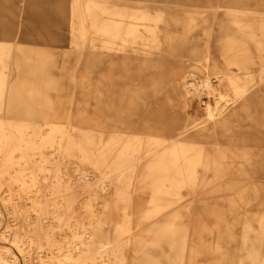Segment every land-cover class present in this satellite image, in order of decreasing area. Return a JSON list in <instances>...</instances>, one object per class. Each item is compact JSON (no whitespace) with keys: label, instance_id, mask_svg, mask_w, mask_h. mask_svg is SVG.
Segmentation results:
<instances>
[{"label":"rangeland","instance_id":"1","mask_svg":"<svg viewBox=\"0 0 264 264\" xmlns=\"http://www.w3.org/2000/svg\"><path fill=\"white\" fill-rule=\"evenodd\" d=\"M73 1L0 0V40L34 50L38 69L34 84L42 92L34 96V115L24 113L22 98L17 97L18 104L5 103L0 109V120L30 124L27 131L40 130L44 136L54 125L64 131L44 142L43 135H25L34 140V148L24 152L27 159H20L21 151H15L10 167L4 166L7 152L0 151V264H68L66 255L70 250L78 253L73 244L81 238L91 239L90 252L100 262L99 246L113 243L125 211L131 220L130 232L124 234L130 238L123 247L126 264H153L143 261L137 236L146 234L153 221L165 219L188 229L179 264L236 261L243 251V222L251 221L257 228L264 215V0H257L253 11L250 0L231 3L246 6V11L221 5L190 12L175 2H167L162 14L119 10L117 17L136 21L143 29L144 40L127 44L92 40L101 36L90 20L84 36L74 41ZM107 14L102 17L108 18ZM38 51L41 59L35 57ZM228 56L235 63L229 64ZM10 66V80L26 77L22 69ZM106 67L110 69L105 72ZM80 68L95 79L80 80ZM178 68L171 80V70ZM112 69L126 79L111 80L119 76L110 74ZM229 75L245 80V96L252 98L249 104L236 97ZM154 77L159 80L147 79ZM207 78L215 87L212 93L204 86ZM192 102L196 112L190 110ZM208 103L217 112L249 107L254 118L245 119L243 114L233 124L235 131L210 132ZM182 121L189 129L180 138L203 147L205 156H223L222 167L218 171L201 165L196 185L180 188L178 196L151 201L152 191L141 190L144 167L176 139L154 125ZM154 137L160 138L157 143ZM126 145L136 148L125 154L135 157L132 171L112 164ZM217 149L221 152L215 153ZM219 172L224 175L217 178L214 173ZM18 173L24 174L27 185L13 179ZM123 192L125 199L118 197ZM155 204L168 206L153 218L137 216ZM173 213L179 215L172 218ZM217 222L220 229L231 227L236 237L223 239L220 252L214 250ZM16 231L22 251L11 241ZM77 234L81 238L74 237ZM161 251L152 250L158 256ZM160 258L162 264H169L167 256Z\"/></svg>","mask_w":264,"mask_h":264},{"label":"bare ground","instance_id":"2","mask_svg":"<svg viewBox=\"0 0 264 264\" xmlns=\"http://www.w3.org/2000/svg\"><path fill=\"white\" fill-rule=\"evenodd\" d=\"M119 10L118 5L110 0H74L70 5L72 16L71 25L73 30L72 39L78 41L80 37L84 36V25L90 20L94 31L101 36H93L92 40H101L103 43L119 40L122 44L144 40L143 29L138 27L136 21L130 22L126 19L117 17L121 12ZM106 14L109 17L103 18L102 16ZM97 20H100V22L98 21L97 23ZM146 28L151 32L153 30L150 25H147ZM103 45L105 47H110L114 44ZM171 47L172 45L169 46V48ZM50 55V57H53V54ZM35 57L41 59L43 55L38 51ZM44 57H48V54ZM227 60L229 64L235 63L236 61L235 58L229 56ZM11 64L14 65L16 70L19 68L22 69V73H25L26 77L21 80L18 78L14 81H12V79L10 80L9 77L12 74ZM37 70L38 69L34 66V50L14 46L11 43L0 40V109L3 108L5 103H8V105L18 104L17 97H19L22 98L20 103L22 102L24 113L27 116L34 115V103L36 102L34 101V96L38 97L39 94H42L39 85L34 84V72ZM179 70V68L171 70V80L175 78V71L179 72ZM75 71L76 67H74L72 72ZM182 78L184 77L182 76ZM228 80L236 97L238 99H245V103L249 104L252 98L245 96L247 91L245 80L234 75H229ZM204 86L210 93L215 90L211 78L205 79ZM14 107L15 106L10 107L9 109L11 110ZM205 109L206 116L212 122V126L208 128L210 132H216L218 130L235 131L233 124L236 121L240 122V115L243 114L245 119L253 120L254 118L249 107H234L228 112L222 110L217 112L216 107L208 103ZM30 127H32L30 124H16L12 120L8 122L0 120V151L7 152L6 157H4L6 163V165L4 164L5 167L11 166V163L14 161L13 154L15 151H21L22 156L20 159H27L24 152H28L34 148L32 146L34 140H27L25 135L29 137L34 136V133L36 135H43L40 130L36 132L27 131ZM14 129L18 130L17 133L14 132ZM188 129V122L184 124L183 121L181 124L176 122V124L171 123L167 126L163 131L168 132L172 137H176V139L171 141L169 146L159 151L153 161L145 165L143 178L140 181L141 190L150 189L152 191L151 201H157L162 198L168 199L170 196H178L180 194V188L187 185H196L199 177L198 167L201 165L206 168L212 166L218 171L222 167L223 156H205L204 154L206 151L203 147L195 142L185 141L180 138V135H184ZM56 131L61 134L64 133L61 125H54L45 136L43 135L44 138L41 141L44 142L48 138H53ZM243 134H245V132ZM154 138L153 140L156 143L160 139L159 137ZM131 149L134 150L136 148L126 145L119 150V155L115 158V161L112 162L115 168H127L132 171L136 167L135 162H133L135 157L125 155ZM214 152L218 153L221 152V150L217 149ZM204 160L207 162L205 163ZM95 164L97 165L98 162H95ZM23 166L24 165H22V167ZM32 175L30 180L34 182V175ZM214 175L219 178L224 174L219 172L214 173ZM83 177L84 180L89 179L86 175ZM13 179L22 181V185H27V181L24 180V174L22 173H18V176L13 177ZM124 196V192L118 195L121 199H125L126 197L124 198ZM166 206L168 205L155 204L151 210H147L142 214L137 213V216L143 217V219L153 218L158 216ZM178 215V213H173L170 217L173 218ZM124 217L122 222L118 223L116 228L117 237L114 239L113 243L111 241L100 244V262H96V256L90 252L93 247L91 239L85 241V239L77 234L74 237H80L81 239L79 242L74 243L73 246L75 249L78 248L79 251L75 254L70 250L66 255L68 264H108L110 262L114 264H126L123 247L128 243L130 238L124 237V234L130 232V213L125 211ZM141 222L142 221L139 223ZM257 222V228L254 227L251 221L247 220L243 222V234L241 237V250L243 251L239 253L236 261H229L230 264H264V215L259 217ZM220 226L218 222L214 225L219 234L214 250L218 252L222 251L224 247L222 242L223 239L225 241L236 239L234 230L231 227L224 226L223 229H220ZM187 231L188 229L186 227L181 226L180 223L174 219L153 221L151 226L147 229L146 234L137 236L139 250H142V257H144L143 261L146 263L162 264L160 257L167 256L169 264H179L182 262L187 247ZM4 237L7 236L4 235ZM11 241L22 251L23 244L17 231L12 234ZM164 244H166L168 249L165 248L164 250ZM155 249L162 250L159 256L152 252V250ZM7 251H10V249H7ZM104 256L108 258L104 259Z\"/></svg>","mask_w":264,"mask_h":264},{"label":"crops","instance_id":"3","mask_svg":"<svg viewBox=\"0 0 264 264\" xmlns=\"http://www.w3.org/2000/svg\"><path fill=\"white\" fill-rule=\"evenodd\" d=\"M110 1L119 2V5H123V6H119L118 3H116L118 5V8L122 11H127V10L133 11L134 10V11H145V12H150V13L153 11H154V13L158 11L160 14L163 13L164 5H166L167 2H175L176 5H181V6L185 5L187 7L186 11H190V12H193L194 9L196 10V9H200V8H208L211 6L212 7H215V6L222 7L221 5H223V6L227 5L226 8H228V9L233 8L234 10H238V11H242V10L246 11L247 10L246 6L243 7L241 5H236V4H232L233 6L231 5V3H233V2L239 3V2H245L246 0H110ZM184 1H185V3H184ZM258 1H261V0H258ZM256 2H257V0H250V8H251L250 11H253V5H256ZM133 3H136L138 5L133 4ZM139 4L145 5V6L142 5L144 8H142V6ZM125 7H127V8H125ZM258 10H261V9H258ZM177 11L178 10H176V12ZM182 13H183V10L181 9L180 15H182ZM195 43L199 44V42H194V41L190 42V44H195ZM118 60L121 61L120 58H118ZM109 69L106 67V68H104V71L106 72ZM79 72H80L79 73V75H80L79 79L80 80H82L84 78L86 79V77L88 80L95 79L92 76H90V73L89 74L83 73L81 71V68H80ZM105 72L103 73L104 75L106 74ZM112 73H113V75H119L118 77L110 78L113 81L126 79L124 76L122 77V75H124V74H120V72H115V71H113V69L111 70L110 74H112ZM95 74H97V72ZM180 74L182 76V73H180ZM180 78H181L180 80H182V77H180ZM147 79L159 80L158 77L147 78ZM103 99H106V97L104 96ZM114 101H115V99H114ZM102 102H103V100H102ZM197 109H198L197 106L194 105V102H192L190 105V110L192 112L193 111L196 112ZM154 126L156 128H159V129H163V128L166 129V127H167L166 124H160L158 126H156V125H154ZM149 127H151V126H149Z\"/></svg>","mask_w":264,"mask_h":264}]
</instances>
